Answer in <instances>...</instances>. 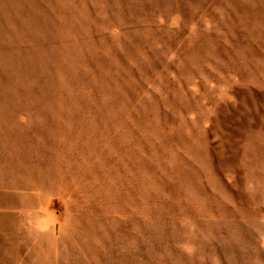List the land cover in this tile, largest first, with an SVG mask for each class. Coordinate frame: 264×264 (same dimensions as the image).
I'll use <instances>...</instances> for the list:
<instances>
[{
    "label": "rangeland",
    "instance_id": "rangeland-1",
    "mask_svg": "<svg viewBox=\"0 0 264 264\" xmlns=\"http://www.w3.org/2000/svg\"><path fill=\"white\" fill-rule=\"evenodd\" d=\"M261 83L264 0H0V264H264Z\"/></svg>",
    "mask_w": 264,
    "mask_h": 264
},
{
    "label": "crops",
    "instance_id": "crops-1",
    "mask_svg": "<svg viewBox=\"0 0 264 264\" xmlns=\"http://www.w3.org/2000/svg\"><path fill=\"white\" fill-rule=\"evenodd\" d=\"M253 88L262 98L252 99V111L243 114L242 125L224 130L217 144L215 136L212 138L211 157L215 163L240 164V176L246 180L248 192L264 195V83ZM255 201L254 209L259 213L256 218L264 221L263 199Z\"/></svg>",
    "mask_w": 264,
    "mask_h": 264
}]
</instances>
